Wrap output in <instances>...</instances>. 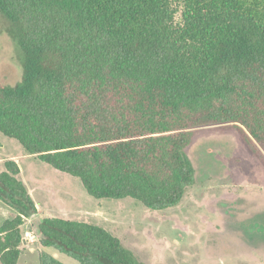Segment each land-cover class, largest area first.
Instances as JSON below:
<instances>
[{
  "label": "trees",
  "instance_id": "trees-1",
  "mask_svg": "<svg viewBox=\"0 0 264 264\" xmlns=\"http://www.w3.org/2000/svg\"><path fill=\"white\" fill-rule=\"evenodd\" d=\"M24 53L22 82L0 79V133L80 178L97 199L151 210L195 184L193 129L231 123L264 150V0H0ZM0 263L18 264L32 219L43 248L80 264H145L95 222L40 216L6 160ZM40 264H64L42 249Z\"/></svg>",
  "mask_w": 264,
  "mask_h": 264
},
{
  "label": "rangeland",
  "instance_id": "rangeland-1",
  "mask_svg": "<svg viewBox=\"0 0 264 264\" xmlns=\"http://www.w3.org/2000/svg\"><path fill=\"white\" fill-rule=\"evenodd\" d=\"M14 30L0 11V79L6 85L22 82L24 74V53ZM193 132L185 151L196 182L180 204L164 210L148 209L132 198L97 199L80 178L27 153L2 133L0 172L6 160L17 161L42 217L99 223L145 264H264V150L247 143L231 123L200 126ZM16 215L0 200V227ZM23 229L36 234L33 220ZM31 242L18 264H40L42 249L64 264H80L55 248H43L38 237Z\"/></svg>",
  "mask_w": 264,
  "mask_h": 264
},
{
  "label": "crops",
  "instance_id": "crops-1",
  "mask_svg": "<svg viewBox=\"0 0 264 264\" xmlns=\"http://www.w3.org/2000/svg\"><path fill=\"white\" fill-rule=\"evenodd\" d=\"M37 203V202H36ZM37 207H38V211H39V215L41 216V212L43 211V209H42V207L37 203ZM6 220V219H5ZM4 220V221H5ZM28 221H30V220H32V219H27ZM3 221V222H4ZM26 232H30L31 233V235L33 234V236H34V240L36 241L37 240V235L36 234H34L32 231H30V230H28V229H26L25 230V233ZM23 240H24V243H23V245H22V252H23V250H26L27 249V246L30 244V243H32L30 240H28V238H26L25 236L23 237ZM34 243H36V242H34ZM37 243H39L40 244V242H39V239H38V242ZM41 245V244H40ZM31 251H33V252H36V249L35 248H31ZM41 251V250H40ZM40 251H39V254H40Z\"/></svg>",
  "mask_w": 264,
  "mask_h": 264
},
{
  "label": "built area",
  "instance_id": "built-area-1",
  "mask_svg": "<svg viewBox=\"0 0 264 264\" xmlns=\"http://www.w3.org/2000/svg\"><path fill=\"white\" fill-rule=\"evenodd\" d=\"M25 237L28 238V240H30V241L34 240V236H33V234L31 235L30 232H26V233H25ZM34 241H35V240H34Z\"/></svg>",
  "mask_w": 264,
  "mask_h": 264
}]
</instances>
